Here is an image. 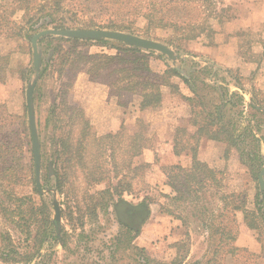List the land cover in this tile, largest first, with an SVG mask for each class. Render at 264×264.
I'll return each instance as SVG.
<instances>
[{
	"label": "rangeland",
	"instance_id": "1",
	"mask_svg": "<svg viewBox=\"0 0 264 264\" xmlns=\"http://www.w3.org/2000/svg\"><path fill=\"white\" fill-rule=\"evenodd\" d=\"M10 1L0 0V13L10 10ZM57 1L61 3V10L56 17L76 24L74 28L91 21L107 24L122 16L115 9H110L111 5L107 3L104 7L109 8L100 10L101 4L96 0ZM209 1L192 0L193 4H203L197 16L189 8L184 10L183 15L187 17L185 20L199 19L200 24L213 26L215 30L210 40L202 35L188 39L183 31L171 27L148 29V23L142 16L137 17L131 33L163 42L175 51L178 56L175 62L167 55L154 51L150 56L152 69L163 72L168 66H178L187 75L196 74L198 94L203 97L206 110H214L217 104L220 105L218 91L202 83L203 79L212 84L214 82L206 72V66L219 74L213 78L216 81L222 76L229 82H233L234 77L239 78L245 90L252 91L263 105L264 44L253 46L249 43L239 52L241 58L233 56L229 59H218L210 48L224 44L223 25L227 20L241 15L251 17L253 7L264 18V0ZM22 14L18 10L13 18L21 22ZM199 31L197 29L195 32ZM59 43L58 40L40 43L43 50L41 71L44 70V75L41 77L40 72L34 95L42 147L41 182L44 191L40 192L35 181L26 104L27 86L35 76L32 46L23 37H0L2 54L10 56L5 68L6 80L0 82V264H171L178 254L176 244L186 239L187 232L190 233V240L181 251L185 264L196 261L205 263L212 257L211 252L215 248L221 264H264L263 248L254 251L239 245L241 234L264 241V190H260L259 175L257 179L254 177L249 167L250 161L241 159L236 149L227 153L224 142L205 136L196 142L191 137L195 127L191 123V106L184 98L193 96L188 86L179 77H173L171 82L179 90L162 86V104L141 114L136 109L141 100L138 93L119 90L118 86L124 83L112 84L115 77L104 73L90 79L87 68H80L82 63L69 72L72 83L67 87L65 83L68 78L59 77L57 73L59 54H55L54 48ZM62 46L69 50L72 45L62 42ZM51 50H54L52 55ZM78 50L88 54H116L118 49L112 43L102 46L87 42L80 44ZM53 58L54 62H50ZM244 58L252 61L250 65H240H244ZM76 81L80 83L76 87L78 91L74 88ZM230 89L236 90L232 83ZM105 92L113 102H109L104 109L114 114L112 125H116L115 130L108 132L99 130L96 117L87 109L97 98L95 106L99 105V98ZM245 99V107L242 104L236 107L243 110L242 115L232 112H228V115L232 113L234 120L239 121V131H242L248 119L255 114L254 123L260 124L259 135L264 136V114L248 107L250 94H246ZM69 104L77 106L81 112L69 110ZM102 106H105L104 101ZM227 108L222 106L221 111H229ZM80 113L89 120L91 133L82 152L84 165L76 163L74 159L66 161L67 155L61 145V139L69 138L76 142L82 137L84 124ZM196 143L198 157L222 172L221 190L212 189L204 199L205 206L217 208V204H221L219 195L223 192H243L247 209L256 212L254 222L258 225L257 229H251L246 224L242 212L236 213L239 233L233 245L239 250L228 252L225 242H219L218 236L213 239L209 237L206 225L220 223V219H208L205 223L202 213L193 210L192 205L183 203L177 207L166 197L174 193L167 184L165 168L176 163L190 166L192 152L187 148ZM241 143L250 144L248 140ZM247 147L251 148L250 145ZM182 148L185 150L177 154L176 151ZM261 152L263 158L264 141ZM50 165L53 175H50ZM119 180L128 188L123 194L125 202L136 205L148 198L150 215L138 235H134L135 231L123 235L126 226L118 218L115 205L120 199L113 188V199L110 194L102 193ZM258 194H261L260 199L257 198ZM55 199L59 201L62 211L60 233L53 223ZM258 200L260 203L257 206ZM92 204H97L96 212L90 210ZM166 208L174 210L176 217L168 214ZM177 216L185 217L187 223L183 224ZM61 240L65 241L66 246H62ZM28 257L32 258L31 261H26ZM14 259L25 261L15 262Z\"/></svg>",
	"mask_w": 264,
	"mask_h": 264
},
{
	"label": "trees",
	"instance_id": "2",
	"mask_svg": "<svg viewBox=\"0 0 264 264\" xmlns=\"http://www.w3.org/2000/svg\"><path fill=\"white\" fill-rule=\"evenodd\" d=\"M96 0V3L101 4L100 10L104 8L115 9L119 12L121 19L111 20L107 24H99L97 22H89L83 24L80 28H107L112 30H121L133 32V27L137 17H143L148 23V29L152 27H171L175 30H181L185 33L186 38L193 39L199 36H204L207 39L212 38L213 31L215 30L211 25H202L200 20H185L183 15L186 8L197 16L199 8L203 4H193L192 0ZM209 1V0H206ZM42 2V3H41ZM11 0L9 9L3 10L0 13V37L5 38H25L31 45V37L38 31L55 28H74L76 24H70L64 18H57L56 13L61 10L60 1L50 0ZM210 2V1H209ZM107 3V7L104 4ZM213 1H211V4ZM215 3V2H214ZM20 10L23 12L21 22L15 20L13 17ZM187 16V15H185ZM200 29L198 33L195 31ZM46 40H58L60 43L54 48L55 54H59L57 62V73L59 77H67L68 82L65 83L67 87L71 86L72 78L69 75L77 65L82 63L80 68L86 69L90 75V79L101 76L104 73L108 76L115 77L112 84L117 82L124 83L123 86H118L119 90L138 93L141 97L139 109L145 110L149 108H156L163 102L162 86L166 85L170 88L179 90V87L171 82L173 77H179L183 83L193 93V96H184L185 100L189 102L192 111L191 123L194 125L195 130L192 132L191 137L195 138L196 142L200 141L202 137H207L219 142H224L227 145L226 152L229 153L233 148L239 152L241 159L250 161L249 167L253 171L254 177L257 179L263 167V158L261 152V143L264 141V136L259 135L261 131L260 124H255L253 114L248 119V124L239 131V121H235L232 113L242 115L243 110H239L240 104L246 103L245 95L250 94L248 107L254 112L264 114V104L255 97L252 91L245 90L239 78L234 77L233 82H229L225 76L222 78L213 79L219 74L213 72V68L206 66L205 70L208 75L212 77V83L203 79L202 83L209 88H214L219 93L220 105H216L214 110H206L205 101L200 94H198V76L194 73H189L188 77L184 76L175 67L168 66L163 72H156L150 65V56L154 51H145L135 46H129L124 43L112 42L110 40H80L77 38H65L59 36L46 37L40 40V43ZM62 42L71 43V49H63ZM94 42L102 46H107L109 43L117 48L116 54H109L105 52L88 54L78 50V46L82 43ZM32 46V45H31ZM54 54V55H55ZM161 55V54H160ZM162 56V55H161ZM9 54H2L0 49V82L6 80L5 68L8 65ZM54 62V58L50 61ZM48 62V63H50ZM231 72V71H229ZM44 75V70L41 71V77ZM233 84L236 90L230 89V84ZM260 104L262 106H260ZM70 105V104H69ZM222 106H227L229 109L224 110ZM69 110L76 112L77 106H67ZM81 112V110H78ZM228 112H232L228 115ZM81 120L84 124L81 131L82 137L74 142L73 140L61 139L63 152L67 155L66 161L71 162L73 159L76 163L83 164L82 152L86 149L85 141L90 136V122L82 113ZM187 131V130H185ZM248 140L250 144L243 143ZM250 145L251 148L247 147ZM192 152V162L190 166H184L181 163L173 164L165 168L167 176V184L172 188L174 195H167L166 197L173 202L177 207L180 204L187 203L193 206V210L202 213L203 222L207 223L209 220L220 219V223H210L206 225L211 239L216 236L219 237V242H225L224 245L228 247V252L239 250V247L234 246L233 243L238 237V226L236 213L242 212L244 220L251 229H257L258 225L254 222L256 212L250 211L246 207V198L243 192L221 193L219 200L221 204H217V208L210 209L205 206V198L212 190H221L222 177L219 170L209 166L206 162L198 157L197 143L194 146L187 148ZM142 148L139 150L141 151ZM185 148L176 151L177 154L184 151ZM138 151V152H139ZM73 160V161H74ZM85 168V167H84ZM88 172V171H87ZM89 174H91L89 172ZM92 175V174H91ZM112 188L114 193L120 199L117 202L116 212L119 220L125 224L126 231L123 232L127 236L131 231H135L134 235H138L141 230L142 224L150 215V208L148 198H144L138 204H129L123 200V194L128 191L125 183L119 180L114 186L105 189L103 194H110L113 199ZM258 194L257 198H259ZM260 200L257 202V206ZM97 204H92L90 210L96 212ZM123 205V206H122ZM167 213L176 217L174 210L166 208ZM260 208H258L259 210ZM183 224L187 223V219L183 216H177ZM209 219V220H208ZM226 221V222H225ZM48 223V222H46ZM45 223V224H46ZM190 240V233H186V239L176 244L178 254L176 259L171 264H185V258L181 254L182 248L186 247ZM259 242L264 249V241L258 237ZM62 246H66L64 240H61ZM212 257H209L205 263L196 261L192 264H221L217 260V249L212 252ZM147 257V256H146ZM7 261V258H4ZM32 258H26V261H31ZM148 259V257H147ZM13 261H25L17 260ZM148 261V260H147Z\"/></svg>",
	"mask_w": 264,
	"mask_h": 264
},
{
	"label": "water",
	"instance_id": "3",
	"mask_svg": "<svg viewBox=\"0 0 264 264\" xmlns=\"http://www.w3.org/2000/svg\"><path fill=\"white\" fill-rule=\"evenodd\" d=\"M59 36L65 38H77L80 40H113L122 42L129 46H135L147 51H157L162 54L167 55L170 59L175 62L178 59L175 51L167 44L143 37L131 32L121 31V30H111L106 28H65V29H55L47 28L36 32L31 37V45L33 50V70L34 78L28 83L26 90V104H27V113L28 121L30 127V133L32 138L33 146V155H34V165H35V181L36 186L40 192H43L42 182H41V172H42V147L41 140L38 131L37 118H36V109L34 95L37 83L40 79V72L43 63V50L40 46V40L46 37ZM54 50L50 51V55L53 54ZM179 72L184 76L188 77L185 70L180 67H175ZM264 158V155H263ZM50 175H53V169L50 165ZM259 185L260 190H264V165L259 174ZM53 207L55 210V216L53 218L54 226L57 231L60 233V224H61V205L57 199L53 201Z\"/></svg>",
	"mask_w": 264,
	"mask_h": 264
},
{
	"label": "crops",
	"instance_id": "4",
	"mask_svg": "<svg viewBox=\"0 0 264 264\" xmlns=\"http://www.w3.org/2000/svg\"><path fill=\"white\" fill-rule=\"evenodd\" d=\"M251 14V17L250 15L247 17L241 15L234 17L231 20H227L223 25V34L225 35V42L219 47L210 48L211 53H214V55L218 56V59H229L233 56H236V58H238L239 52H241L242 49L248 46L249 43H251L253 46H263L264 29H262V26H264V18H261V13L258 12V9H256V7H253V12ZM243 61L244 65L240 64L242 67L250 65V63L252 62L250 59L245 58L243 59ZM79 85L80 83L76 81L74 87L75 90H77L76 87H79ZM94 96L95 93L93 95V98ZM93 98H91V100ZM97 99L93 103V105H91L89 108H87L86 106V108L92 111V115L96 117V123L99 124L100 131L108 132L113 131V129L115 130L114 127H116V125H112V122L114 120V114L109 110L104 109L109 102H113V99H110L109 94L105 92L104 96L101 95L99 98L100 104L95 106L97 104ZM103 101L105 102V106H102ZM136 109L138 110L137 112L141 114H143L144 111L149 110H140L139 106H137ZM122 113V116H124V112ZM110 118H112V121H110ZM239 245L243 247H249L254 251H258L262 248L261 242H259V240L255 239V237L251 235L250 237H244V235L241 234L239 237Z\"/></svg>",
	"mask_w": 264,
	"mask_h": 264
}]
</instances>
